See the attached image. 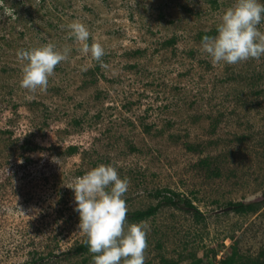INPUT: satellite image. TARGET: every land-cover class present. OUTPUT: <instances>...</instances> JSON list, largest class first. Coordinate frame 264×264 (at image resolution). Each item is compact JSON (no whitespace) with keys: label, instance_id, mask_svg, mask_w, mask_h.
<instances>
[{"label":"rangeland","instance_id":"374dc122","mask_svg":"<svg viewBox=\"0 0 264 264\" xmlns=\"http://www.w3.org/2000/svg\"><path fill=\"white\" fill-rule=\"evenodd\" d=\"M235 3L0 0V264H94L74 252L87 236L70 187L101 164L128 178L127 212L176 193L126 218L149 226L144 264L264 261V56L213 63L198 37ZM72 22L105 49L103 66ZM46 43L68 59L46 90L22 88L18 50ZM240 201L253 207L232 210Z\"/></svg>","mask_w":264,"mask_h":264},{"label":"clouds","instance_id":"9594fccd","mask_svg":"<svg viewBox=\"0 0 264 264\" xmlns=\"http://www.w3.org/2000/svg\"><path fill=\"white\" fill-rule=\"evenodd\" d=\"M264 0H236L222 14L214 36L204 35L203 51L213 63L233 65L250 58L264 56ZM70 34L81 42V51L103 66L105 49L98 42L88 43L90 32L81 22L67 25ZM68 47L58 49L54 43L38 48L20 49L18 57L26 61L20 86L30 91L46 90L55 67L68 59ZM129 187L127 177L121 178L116 167L101 164L78 177L72 187L74 210L79 214L78 229L86 234L88 250L94 253V264H144L148 225L127 224L124 194Z\"/></svg>","mask_w":264,"mask_h":264},{"label":"trees","instance_id":"16d2710c","mask_svg":"<svg viewBox=\"0 0 264 264\" xmlns=\"http://www.w3.org/2000/svg\"><path fill=\"white\" fill-rule=\"evenodd\" d=\"M204 35H209V36H213V33L211 31H201L198 34V37L202 40V37ZM173 195H176L175 192H172L170 190H166L161 191V190H156L154 193V196H156L157 198H160L159 201L155 204V205H151L149 207H147L146 209H138V210H133V211H128L126 218L131 220V221H138V220H142L144 218H147L151 215H153L157 209L162 206V205H177L178 201L174 199ZM232 210L236 211V212H244L248 209H251L253 207V204L250 202H234V203H230ZM188 208H191L190 203L187 204ZM194 212H198V210L194 207H192ZM88 245L86 242H82L79 245L76 246V248L74 249V252H78V253H84V252H88ZM191 264H199V261H195ZM218 264H244L240 261H236L234 254L229 255L224 257L223 259H221L219 261ZM249 264H264V261L261 263H257V262H250Z\"/></svg>","mask_w":264,"mask_h":264}]
</instances>
